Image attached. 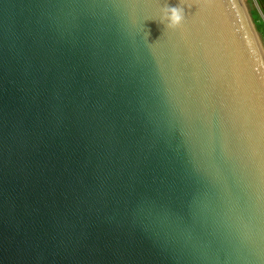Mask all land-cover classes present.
<instances>
[{"label": "water", "instance_id": "obj_1", "mask_svg": "<svg viewBox=\"0 0 264 264\" xmlns=\"http://www.w3.org/2000/svg\"><path fill=\"white\" fill-rule=\"evenodd\" d=\"M180 3L0 0V264H264V43Z\"/></svg>", "mask_w": 264, "mask_h": 264}, {"label": "clouds", "instance_id": "obj_2", "mask_svg": "<svg viewBox=\"0 0 264 264\" xmlns=\"http://www.w3.org/2000/svg\"><path fill=\"white\" fill-rule=\"evenodd\" d=\"M179 5H187V4H181L179 0ZM179 5L175 7H170L167 4L163 5L161 9L162 16L158 22L164 24L165 28H169V29H175L178 26H181L182 23L186 20V17H185L184 8ZM187 6L190 7V5Z\"/></svg>", "mask_w": 264, "mask_h": 264}, {"label": "trees", "instance_id": "obj_3", "mask_svg": "<svg viewBox=\"0 0 264 264\" xmlns=\"http://www.w3.org/2000/svg\"><path fill=\"white\" fill-rule=\"evenodd\" d=\"M255 3L260 13L255 7H251L249 11L254 21L256 29L261 33L264 39V0H255Z\"/></svg>", "mask_w": 264, "mask_h": 264}, {"label": "rangeland", "instance_id": "obj_4", "mask_svg": "<svg viewBox=\"0 0 264 264\" xmlns=\"http://www.w3.org/2000/svg\"><path fill=\"white\" fill-rule=\"evenodd\" d=\"M250 1V2H249ZM244 2H245V4H246V6H247V8H248V10H250V8L251 7H255L258 11H259V9H258V7H257V5H256V3H255V0H244ZM259 13H260V11H259ZM262 16V15H261ZM263 18V17H262ZM258 31V30H257ZM258 34H259V36H260V38H261V41L264 43V39H263V37H262V35H261V33L258 31Z\"/></svg>", "mask_w": 264, "mask_h": 264}]
</instances>
